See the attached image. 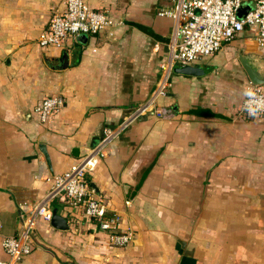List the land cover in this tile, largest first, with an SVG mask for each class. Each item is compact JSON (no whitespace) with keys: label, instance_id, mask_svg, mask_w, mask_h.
<instances>
[{"label":"crops","instance_id":"1","mask_svg":"<svg viewBox=\"0 0 264 264\" xmlns=\"http://www.w3.org/2000/svg\"><path fill=\"white\" fill-rule=\"evenodd\" d=\"M64 1L0 0V238L17 235L22 207L149 97L173 41V20L158 13L176 0H83L121 24L42 48ZM240 54L264 72V48L245 33L191 64L200 75L175 65L157 99L173 116L133 122L91 164L90 187L132 231L129 246L108 244L82 209L56 199L67 230L39 218L14 264H264V114H239L251 86ZM50 95L65 103L43 123L34 108Z\"/></svg>","mask_w":264,"mask_h":264},{"label":"built area","instance_id":"2","mask_svg":"<svg viewBox=\"0 0 264 264\" xmlns=\"http://www.w3.org/2000/svg\"><path fill=\"white\" fill-rule=\"evenodd\" d=\"M63 3L64 8L51 15L47 27L40 33L39 45L42 48L60 47L66 39L78 35H95L104 30L111 34L121 24L105 11L92 9L83 0H65ZM246 5L249 8L239 16L238 11ZM158 14L173 20L174 37L167 54L160 61V76L155 90L117 125L103 129L97 143L78 159L75 166L66 173L55 175L42 199L22 207L19 233L0 238V246L10 258L0 261V264H14L31 252L34 224L39 218L51 221L52 203L56 199L63 201L68 208L82 209L83 214L95 221L99 230L105 233L108 244L116 248L129 246L133 239L132 231L121 228L119 214H107L104 199L90 187L87 174L93 161L106 157L117 137L140 118L150 114L162 119L173 116L172 111L157 104V99L170 85L175 65H191L215 55L226 43L244 33L258 47L264 48V0H176L172 9ZM248 90L239 114L245 117L264 114V85L251 84ZM64 103L60 95L45 96L35 106L34 113L45 123L64 107Z\"/></svg>","mask_w":264,"mask_h":264},{"label":"water","instance_id":"3","mask_svg":"<svg viewBox=\"0 0 264 264\" xmlns=\"http://www.w3.org/2000/svg\"><path fill=\"white\" fill-rule=\"evenodd\" d=\"M249 8V5H246L245 7L241 8L238 11V15L241 16L246 12V10ZM240 63L244 69V71L247 74V77L252 85H264V72L254 66L250 63L248 60V57L245 55L240 54L239 55ZM179 72L189 75H200L205 72L203 68L193 66V65H184L180 69H178ZM51 225L58 229H66L67 230V222L66 219L56 212L55 209L52 210L51 213Z\"/></svg>","mask_w":264,"mask_h":264}]
</instances>
